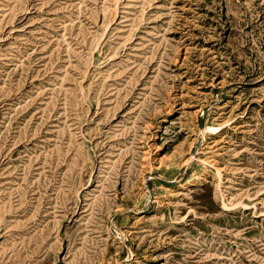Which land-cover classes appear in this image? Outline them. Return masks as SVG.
<instances>
[{
  "label": "rangeland",
  "instance_id": "1",
  "mask_svg": "<svg viewBox=\"0 0 264 264\" xmlns=\"http://www.w3.org/2000/svg\"><path fill=\"white\" fill-rule=\"evenodd\" d=\"M0 264H264V0H0Z\"/></svg>",
  "mask_w": 264,
  "mask_h": 264
},
{
  "label": "bare ground",
  "instance_id": "2",
  "mask_svg": "<svg viewBox=\"0 0 264 264\" xmlns=\"http://www.w3.org/2000/svg\"><path fill=\"white\" fill-rule=\"evenodd\" d=\"M212 128H214V127H212Z\"/></svg>",
  "mask_w": 264,
  "mask_h": 264
}]
</instances>
